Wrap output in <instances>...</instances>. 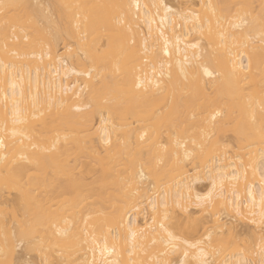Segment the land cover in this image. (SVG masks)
<instances>
[{
    "label": "bare ground",
    "instance_id": "6f19581e",
    "mask_svg": "<svg viewBox=\"0 0 264 264\" xmlns=\"http://www.w3.org/2000/svg\"><path fill=\"white\" fill-rule=\"evenodd\" d=\"M167 1L0 0V261L264 264V0Z\"/></svg>",
    "mask_w": 264,
    "mask_h": 264
},
{
    "label": "rangeland",
    "instance_id": "374dc122",
    "mask_svg": "<svg viewBox=\"0 0 264 264\" xmlns=\"http://www.w3.org/2000/svg\"><path fill=\"white\" fill-rule=\"evenodd\" d=\"M169 1H171L170 2L171 4H172V2H175V3L176 2H180V0H169ZM169 1H167V2L169 3ZM206 185H207V183L206 184L205 183L200 184L202 189L203 188H207ZM65 187L67 188V186H65ZM201 187H200V190H201ZM63 189H65V188H60V189L58 188L57 190L55 189V196H58L56 198H59V199H56V200L59 201L60 199H62L60 202H62L64 200V197H65V191ZM203 191H205V190H203ZM66 194H67V192H66ZM68 196H69V194L66 195V198ZM243 229L244 228H241V227L238 228L239 231L243 230ZM219 234H220L219 237H222V242L219 244V247L220 248H226L228 251L237 250V251L245 252L247 254H253L254 251L257 248L256 247V242H254L252 240V238L250 237V235L248 233H242V234L238 235L235 240H231L229 231H227L225 229H224V231H220ZM22 249H23L22 247H19L18 250H17V252H18L17 253V257L18 258H20V256L23 254L22 252H24V249L23 250ZM56 251H57V249H56ZM28 256H27V258H29L30 262H32V261L34 262V261H38L39 260V253H37V252H33L30 255H28Z\"/></svg>",
    "mask_w": 264,
    "mask_h": 264
},
{
    "label": "snow or ice",
    "instance_id": "6c2138e0",
    "mask_svg": "<svg viewBox=\"0 0 264 264\" xmlns=\"http://www.w3.org/2000/svg\"><path fill=\"white\" fill-rule=\"evenodd\" d=\"M3 7H9V6L8 5H3ZM205 72H206V74L210 75V73H208L207 70H205ZM188 155H190V154L186 152V158H187ZM215 188H216V183H215V181H213L212 190L209 191V193L206 196H204V197H199L198 196L197 200H203V201H207L208 203H212L213 202V195L215 193ZM221 195H222V193H221ZM261 204H262V206H264V192L261 193ZM165 207H166V205H165ZM153 211L154 212L156 211V206L155 205L153 206ZM237 211L239 212V209H237ZM261 215L264 216V210H262ZM165 218H167V212H165ZM155 222L156 221H155V217H154L153 218V223H155ZM160 227H161V229H165V225L163 223L160 224ZM165 231H167V230L165 229ZM167 237H168V239L165 242V246L168 249V251L165 253V255L173 254L175 252L180 251L179 244H186L187 243L186 240H183L180 237L173 235L172 232H167ZM205 239L208 241V244L211 245V243H212L211 233H209L205 237ZM202 244H203V241H198L195 244H187V247L188 248L199 249L200 250V255L203 256L204 252H203ZM184 255L185 256L188 255L186 250L184 252ZM0 264H6V262L5 261H0ZM163 264H171V262L170 261H164ZM200 264H209V261L206 260V259H202L200 261Z\"/></svg>",
    "mask_w": 264,
    "mask_h": 264
}]
</instances>
